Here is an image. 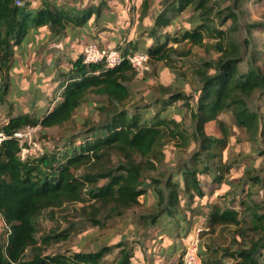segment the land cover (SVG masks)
Masks as SVG:
<instances>
[{
    "label": "trees",
    "instance_id": "1",
    "mask_svg": "<svg viewBox=\"0 0 264 264\" xmlns=\"http://www.w3.org/2000/svg\"><path fill=\"white\" fill-rule=\"evenodd\" d=\"M16 1L0 0V76H4L0 81V106L8 103L7 79L15 58L14 47L29 32L46 27L53 38L61 40L73 32L70 43L77 40L81 51L59 71V94L49 102L43 115L35 111L10 115L0 129L8 137L0 146V215L6 225L0 235V264H107L106 257L114 249H119L114 264H133L136 255L124 241L102 245L92 252L47 251L69 240L82 226L106 227L109 221L137 207L149 190L156 196V206L144 220L155 226L167 219L173 228L184 230L181 237L190 242L186 211L192 212L198 201L206 199L207 178H211L210 193H217L232 169L224 156L226 136L208 134L207 126L224 111H231L237 127L251 141H264V112L256 104H264V68L258 65L250 38L253 30L264 29V23L248 24L247 34L241 39V0H223L230 2L223 8L222 0H161L156 15L144 20L145 30L134 38V22L130 18L117 21L116 16H104L105 9L110 11L104 0L84 7L50 6L43 1L34 10L30 9L31 0H21L23 5ZM150 7V0H143L141 19L149 15ZM185 12L189 15L184 29L171 33ZM101 24L98 37L94 28ZM115 28L119 32L116 47L122 54V63L115 68H107L104 63L85 64L84 45H109L107 38ZM140 44L149 56V66L163 64L173 68L191 57L196 47L213 50L219 56L197 64L192 76L198 87L191 94L164 89V94L152 104L132 102L127 106L132 100L130 85L137 75L128 58L139 51ZM66 48L74 49L70 45ZM244 63L246 70L241 68ZM90 95L101 98L96 104L98 120L86 118L78 133L53 150L46 148L40 157L22 160L18 156L19 146L12 138L15 132L28 125H40L44 130L69 125ZM178 102L188 109L191 126L170 116V109ZM170 143L194 148L188 159L162 171ZM257 155L258 159L245 168L236 184L228 182L232 190L237 189L219 196L224 204L208 206L210 233L230 227L234 236L232 246L208 244L206 251L200 248L201 264L262 263L264 200H257L255 189L264 190V177L259 173L264 167V147ZM237 196H241L240 203L233 206ZM59 210H71L74 219L66 216L68 226L61 231L60 226L43 231L41 220L58 223ZM184 253L176 264H184Z\"/></svg>",
    "mask_w": 264,
    "mask_h": 264
},
{
    "label": "rangeland",
    "instance_id": "2",
    "mask_svg": "<svg viewBox=\"0 0 264 264\" xmlns=\"http://www.w3.org/2000/svg\"><path fill=\"white\" fill-rule=\"evenodd\" d=\"M43 1L50 6L61 4L73 6L76 3V0H34L30 9L34 10ZM227 4H230V2L224 3L222 0L220 8ZM151 5L149 15L145 19H141L139 15L142 2L141 7L139 9L135 8L133 12L120 14V11L118 12L117 10L114 14L118 16L116 17L117 21L130 18L134 22L133 26L136 29L134 38H137L145 30L144 20H147V18L152 19L160 9L161 0H152ZM188 15V12L181 15V18L175 22L171 33L184 29V21H186L185 19ZM238 15L243 26L241 31V39H243L247 34L246 26L248 24L254 22L264 23V0H241ZM114 24L112 22L111 26L113 27ZM229 24L230 22L225 26ZM117 30L115 28L107 40L117 42L119 39ZM123 32L124 28L122 29ZM68 34L70 37L62 40L56 37L53 38L46 30V27H41L36 31L32 30L29 32L26 38L14 47L15 58L11 65L12 74L7 79L10 83L7 97L8 103L5 106H0V129L10 115L15 116L28 111H35L37 115H43L51 105L49 102L54 101L55 97L58 96L59 83L56 80L59 76V71L66 68L69 64L68 60L81 51V44L77 40L70 43L73 32ZM79 36L81 37V35ZM250 38L253 40L252 51L254 56L258 58V65L264 68V29L253 30ZM206 42L212 43L213 41L206 40ZM116 44L114 43L113 45L117 46ZM68 45L74 49H67ZM142 48L143 45L140 44L139 50ZM218 56L213 50L206 51L203 48L196 47L193 49L191 57L175 64L173 68H168L163 64L151 65L147 72L140 76L136 75L131 82L132 100L127 106L132 105V102L141 105L152 104L164 94V89L179 90L186 92L188 95L191 94V91L198 87V82L192 76V71L197 68V64L215 60ZM241 68L246 70V63ZM3 78L4 76H0V81ZM100 101L101 98L90 95L76 111L73 123L64 127L42 129L45 137H43L45 148L53 150L57 145H63L69 136L71 137L78 133L79 125L86 118L91 117L93 120H98L96 104ZM256 104L264 112L263 102L256 101ZM170 116L182 120L187 126H191L190 113L182 102H178L170 109ZM206 131L210 135L221 138L226 136L228 147L224 152V156L226 162L232 164V169L230 173L226 174L225 181L222 183L223 185L218 187L219 192L217 193H210L212 189L208 185L211 182V178H207L205 180V191L208 194L206 199L198 201L194 205L192 212L186 211V213L183 211V213H186L185 218L187 219L188 228L186 233L190 235V242L181 237L184 234V230L180 231L176 227L173 228L172 223H169L167 219L160 220L155 226H149L147 221L144 220L145 216L154 212L156 206V196L152 190H149L147 195L140 198V204L137 207L131 209L125 215L109 221L106 227L82 226L80 231L75 232L69 240L51 246L47 253L92 252L99 249L102 245H112L124 241L126 248L133 251L136 255L133 264H176L180 260L181 253H186L190 250L193 243H195L194 248L197 250V255L200 248L206 251L208 244H215V246L219 247L232 246L233 228H218L215 232L210 233L207 222L208 206L214 203L222 206L224 201L219 196L226 195L228 192L231 194L237 189L235 187L236 189L233 188L232 190L228 182L233 181L235 184L238 182L244 174L245 168L251 166L252 162L258 159L257 151L264 147V141H251L248 135L237 127L231 111L221 113L217 121L207 126ZM193 148V146L189 149L178 147L176 143L168 144L165 165L161 167V170L165 171L170 167L178 166L190 157ZM259 173L264 177V167ZM157 174L151 173L152 176ZM255 193L257 200H264V190L262 188H256ZM229 198L232 199V196H229ZM240 199L241 196H237L233 206H238ZM76 206L80 207L81 205L77 204ZM73 215L74 212L71 210L66 213L59 210L56 212L58 223L42 219L40 224L45 232L56 228V226H60L61 231L68 226L64 218L69 216L73 220ZM183 224L186 226V223ZM5 226L4 219L0 215V235L6 231ZM118 254L119 249H114L113 253L106 257L107 264H114L119 257ZM198 259V264H201L202 259L199 255ZM226 264H233V262L227 261ZM261 264H264V259Z\"/></svg>",
    "mask_w": 264,
    "mask_h": 264
},
{
    "label": "built area",
    "instance_id": "3",
    "mask_svg": "<svg viewBox=\"0 0 264 264\" xmlns=\"http://www.w3.org/2000/svg\"><path fill=\"white\" fill-rule=\"evenodd\" d=\"M16 4L23 5L24 2L17 0ZM137 6V0H125L124 8L128 12H133ZM83 62L85 64L104 63L107 68H115L122 63V54L114 45L102 46L96 42H88L82 49ZM129 63L138 76L143 75L150 68L149 56L144 50H139L129 56ZM7 135L0 131V146L7 140ZM12 138L19 146L18 156L22 160L37 158L45 152V141L42 138V127L26 126L15 132ZM193 243L190 250L186 252L184 264H198L197 250Z\"/></svg>",
    "mask_w": 264,
    "mask_h": 264
},
{
    "label": "crops",
    "instance_id": "4",
    "mask_svg": "<svg viewBox=\"0 0 264 264\" xmlns=\"http://www.w3.org/2000/svg\"><path fill=\"white\" fill-rule=\"evenodd\" d=\"M32 1H34V0H31V4H32ZM100 1H102V0H76V3L75 4H73V5H77L78 7H84V6H86V5H90V4H98ZM104 1H106V3H108V4H106L107 5V7L110 9V11L108 10V9H105L104 10V16H116V17H118L117 15H115L114 13H116V11L118 10V12L120 11V14L122 13H125L126 14V12L127 13H129L128 11H126L125 10V8H124V4H125V0H109V1H107V0H104ZM141 2H143V0H137V6H136V9H139L140 7H141ZM67 3V2H66ZM152 4V0H150V5ZM152 6V5H151ZM150 9H151V7H150ZM117 12V13H118ZM141 12V11H140ZM107 15H106V14ZM110 14H112V15H110ZM140 15V14H139ZM102 27V24H101V26H96L95 28H94V32H96V34H98V29H100ZM101 34V33H100ZM103 36H105L104 34H102ZM100 35L98 34V37H99ZM102 36V37H103ZM103 38H105V37H103ZM102 38V39H103ZM89 40V39H88ZM91 41V40H90ZM109 45H113L114 43L116 44V41H114V40H109ZM115 46V45H114ZM11 70H10V76H11ZM28 112H31V111H28ZM28 112H26V113H28Z\"/></svg>",
    "mask_w": 264,
    "mask_h": 264
}]
</instances>
